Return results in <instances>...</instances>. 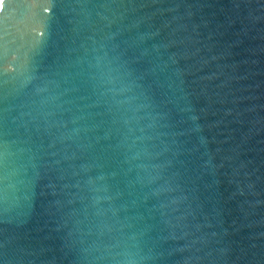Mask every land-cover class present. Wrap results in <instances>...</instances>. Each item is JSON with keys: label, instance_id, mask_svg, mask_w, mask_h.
I'll list each match as a JSON object with an SVG mask.
<instances>
[{"label": "water", "instance_id": "95a60500", "mask_svg": "<svg viewBox=\"0 0 264 264\" xmlns=\"http://www.w3.org/2000/svg\"><path fill=\"white\" fill-rule=\"evenodd\" d=\"M0 264H264V0H0Z\"/></svg>", "mask_w": 264, "mask_h": 264}]
</instances>
